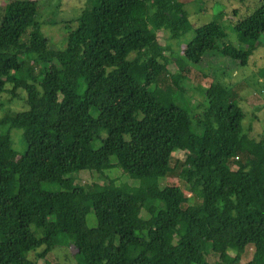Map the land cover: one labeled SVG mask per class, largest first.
Returning a JSON list of instances; mask_svg holds the SVG:
<instances>
[{
  "label": "trees",
  "instance_id": "16d2710c",
  "mask_svg": "<svg viewBox=\"0 0 264 264\" xmlns=\"http://www.w3.org/2000/svg\"><path fill=\"white\" fill-rule=\"evenodd\" d=\"M37 9L35 0H7L1 10L0 95L22 88L27 109L0 104V264H28L26 253L40 247L47 264L52 248L69 244L78 264H209L208 251L218 264H236L248 244L254 252L245 264H264V131L250 137L241 98L222 82L203 88L195 118L159 84L170 59L158 31L170 41L192 28L183 3L93 0L61 49L48 44ZM230 28L258 39L264 2ZM212 50L246 65L253 47H235L208 22L183 56L199 63ZM176 65L184 78L178 58ZM13 127L26 143L17 160L6 157ZM176 147L185 151L181 171L199 203L184 206L179 187L158 186ZM233 158L246 169H230ZM115 167L140 183L104 175ZM83 170L86 183L77 180Z\"/></svg>",
  "mask_w": 264,
  "mask_h": 264
},
{
  "label": "rangeland",
  "instance_id": "374dc122",
  "mask_svg": "<svg viewBox=\"0 0 264 264\" xmlns=\"http://www.w3.org/2000/svg\"><path fill=\"white\" fill-rule=\"evenodd\" d=\"M38 5L36 21L40 25L42 33L48 38V44L53 48H63L65 46V35L69 28L76 25V18L82 9L90 6L93 0H35ZM183 3L187 17L192 24V28L182 33L178 38L167 40L168 32L164 29L158 31L159 38L164 44V50L170 59L167 66L166 76L159 82L160 86L166 88L174 100L181 103V106L190 110V114L201 113L200 104L204 103L203 88L207 87L212 80L222 82L238 93L240 106L245 114L242 126L246 129L250 127V137L258 139L264 131V32L260 33L258 39L250 40L240 34L235 33L230 27L233 23L244 18L257 8L264 0H179ZM7 0H0L1 10ZM215 22L226 32V40L235 47L244 49L253 47L252 54L246 65H241L237 60L222 55L216 50L207 51L203 54L199 63L187 61L183 56V49L194 38L195 29L202 24ZM169 41V42H168ZM131 53L130 56H133ZM177 58L182 61V66L187 72H183L184 78L177 75ZM11 87L6 84L5 89ZM8 88V89H9ZM2 108L10 107L15 111L27 109L26 93L22 88L16 90L13 96L8 90L0 95ZM1 108V109H2ZM192 110V111H191ZM193 130L200 132L201 127L193 122ZM10 149L6 157L10 160H17L26 150V143L22 136V131L18 127L10 130ZM185 151L181 147H176L172 153L171 168L166 175L157 180L160 188L166 185L179 187L187 196L184 206L200 202L198 189L192 188L187 183L181 171V166L185 161ZM230 169L244 170L237 158L229 162ZM105 176L116 180V183L128 185H138L140 179H132L121 173L117 167L104 171ZM98 177V175H96ZM82 183L90 179V173L86 170L80 171L77 177ZM96 181L102 182V178ZM54 217L49 216L42 221L40 229L47 221ZM88 227L95 226V218L92 212L86 216ZM7 229L8 233L18 240V234L14 230ZM42 247L26 253L28 264H41L38 253ZM254 246L248 244L242 253L241 260L236 264H245L253 257ZM231 255L235 250L229 249ZM209 264H218L217 259L211 251L205 255ZM47 264H78L80 259L75 247L72 244L66 246H55L46 256Z\"/></svg>",
  "mask_w": 264,
  "mask_h": 264
}]
</instances>
